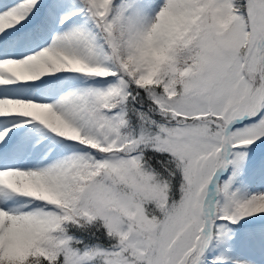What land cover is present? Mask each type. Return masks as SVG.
Instances as JSON below:
<instances>
[{
	"label": "snow or ice",
	"instance_id": "1",
	"mask_svg": "<svg viewBox=\"0 0 264 264\" xmlns=\"http://www.w3.org/2000/svg\"><path fill=\"white\" fill-rule=\"evenodd\" d=\"M258 149L264 0H0V264H254Z\"/></svg>",
	"mask_w": 264,
	"mask_h": 264
},
{
	"label": "bare ground",
	"instance_id": "2",
	"mask_svg": "<svg viewBox=\"0 0 264 264\" xmlns=\"http://www.w3.org/2000/svg\"><path fill=\"white\" fill-rule=\"evenodd\" d=\"M253 187L250 190L255 191L256 189L264 190V180L258 176L254 181ZM249 220V224L255 223V217H247ZM239 254L243 256L250 257L254 264H264V252L260 250V247L257 244L245 243L243 247L239 250ZM235 255H232V259H230L227 264H232V260L236 259Z\"/></svg>",
	"mask_w": 264,
	"mask_h": 264
},
{
	"label": "rangeland",
	"instance_id": "3",
	"mask_svg": "<svg viewBox=\"0 0 264 264\" xmlns=\"http://www.w3.org/2000/svg\"><path fill=\"white\" fill-rule=\"evenodd\" d=\"M259 175H256L255 177H253L252 178V180L250 181V183H249V185H248V187H249V189L251 188V187H253V185H255L254 184V181H255V179L258 177ZM246 219V221L247 222H249V220H248V218H245ZM241 223L242 224H244L245 223V221H241ZM230 228V227H229ZM231 229V228H230ZM236 229V227L235 228H232V230H235ZM232 239H235V237H231Z\"/></svg>",
	"mask_w": 264,
	"mask_h": 264
},
{
	"label": "trees",
	"instance_id": "4",
	"mask_svg": "<svg viewBox=\"0 0 264 264\" xmlns=\"http://www.w3.org/2000/svg\"><path fill=\"white\" fill-rule=\"evenodd\" d=\"M257 151H258V153L264 155V149H258ZM250 154H251V153H250ZM249 181H250V180H249ZM249 181H248V183H249ZM230 226L232 227V226H235V225H230Z\"/></svg>",
	"mask_w": 264,
	"mask_h": 264
}]
</instances>
